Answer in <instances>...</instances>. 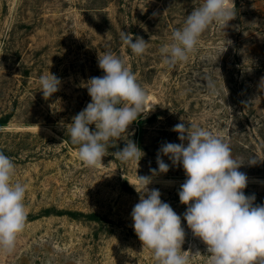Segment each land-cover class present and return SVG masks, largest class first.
<instances>
[{
  "label": "rangeland",
  "instance_id": "1",
  "mask_svg": "<svg viewBox=\"0 0 264 264\" xmlns=\"http://www.w3.org/2000/svg\"><path fill=\"white\" fill-rule=\"evenodd\" d=\"M202 3L0 0V117L12 115L1 130L15 137L9 141L13 182L27 185L26 227L15 252L0 253V264H155L132 226L131 212L140 199L134 187L138 176H152L149 189H159L161 200L181 216V250L188 252L189 264H208L207 245L183 220L182 164L162 156L169 171L155 176L150 171L158 170L163 144L181 143L172 131L178 123L196 124L223 138L244 163L239 171L248 177L245 195L255 194V203L264 204V0H234L235 19L224 30L211 25L188 61L169 68L159 49ZM121 31L131 33L133 42L136 36L149 42L146 53L133 54ZM108 51L125 62L156 106L122 138L110 141L102 162L89 168L79 160L78 146H68L65 125L91 102L87 82L104 75L98 55ZM48 72L62 83L45 98L38 79ZM18 134L32 136L21 140ZM128 140L144 153L138 163H122L113 155ZM0 146L6 147L5 138ZM253 157L257 163L250 165Z\"/></svg>",
  "mask_w": 264,
  "mask_h": 264
},
{
  "label": "clouds",
  "instance_id": "2",
  "mask_svg": "<svg viewBox=\"0 0 264 264\" xmlns=\"http://www.w3.org/2000/svg\"><path fill=\"white\" fill-rule=\"evenodd\" d=\"M235 9L234 0H203L186 16L183 26L172 31L171 42L159 49L163 63L174 68L187 62L202 34L213 24L224 30L235 19ZM120 39L138 57L149 47L142 37L136 36L133 42V35L124 31ZM98 66L104 75L87 82L91 102L65 125L70 142L78 146L79 160L89 168L102 162L110 141L122 138L133 122L142 115L147 118L156 106L120 57L105 52L98 55ZM61 83L50 72L38 79L45 98L59 91ZM209 87L214 90L213 84ZM90 125H95L94 131ZM172 131L179 134L181 143L163 144L156 160L158 170L150 171L153 176L169 171L162 156L173 165L182 164L186 179L178 195L180 203L187 206L183 220L207 245L208 264H264V204L255 203V194L245 195L248 177L239 171L244 163L234 158L230 145L210 129L178 123ZM113 155L122 163H138L144 153L128 140ZM248 163L255 165L257 160L253 157ZM15 172L13 160L0 151V253L5 255L15 252L27 222V185L13 182ZM138 180L139 185L133 186L140 199L131 217L143 248L152 252L155 264H189L188 252L181 250L185 241L181 216L161 200L159 189H149L152 176H138Z\"/></svg>",
  "mask_w": 264,
  "mask_h": 264
},
{
  "label": "trees",
  "instance_id": "3",
  "mask_svg": "<svg viewBox=\"0 0 264 264\" xmlns=\"http://www.w3.org/2000/svg\"><path fill=\"white\" fill-rule=\"evenodd\" d=\"M12 119V115L11 114H6L4 116H1L0 117V139L1 138H5V142H6V147L3 149V146H0V151H3L5 155L11 157L14 153L10 150L12 148L11 144H9L10 140H13L14 135L13 134H10V133H6L4 132V130H1V129H4L5 127L8 126V124L10 123ZM29 136H32L30 134H18L16 135V137H20L21 140L23 138H26V137H29ZM67 144L69 147H72L75 149V146L70 142V141H67Z\"/></svg>",
  "mask_w": 264,
  "mask_h": 264
}]
</instances>
